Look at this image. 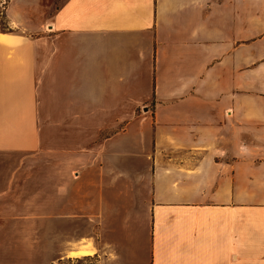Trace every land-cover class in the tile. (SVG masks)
<instances>
[{"label":"crops","instance_id":"obj_1","mask_svg":"<svg viewBox=\"0 0 264 264\" xmlns=\"http://www.w3.org/2000/svg\"><path fill=\"white\" fill-rule=\"evenodd\" d=\"M29 15L0 13V264H264V0Z\"/></svg>","mask_w":264,"mask_h":264},{"label":"rangeland","instance_id":"obj_2","mask_svg":"<svg viewBox=\"0 0 264 264\" xmlns=\"http://www.w3.org/2000/svg\"><path fill=\"white\" fill-rule=\"evenodd\" d=\"M8 0H0V13L2 15L1 20L4 22V24L6 25V21L5 18L3 16V10H4V6L6 5ZM29 1V10H30V15L28 17V20L30 22H36V21H41L43 19H48L51 14L53 13L54 9L58 6V4L62 1V0H27ZM46 155V154H45ZM23 158V157H21ZM48 156H44L42 154H38V155H30L29 156V164H42V163H48L49 160H47ZM20 163L22 162V160L20 161V157L18 155H14L11 154L10 156H7L6 159L3 161V163H7V164H16V163ZM5 175H1L0 174V178H5ZM39 239V238H36ZM74 263H82L84 262V259H73L72 260ZM87 261H95L92 258H88Z\"/></svg>","mask_w":264,"mask_h":264},{"label":"trees","instance_id":"obj_3","mask_svg":"<svg viewBox=\"0 0 264 264\" xmlns=\"http://www.w3.org/2000/svg\"><path fill=\"white\" fill-rule=\"evenodd\" d=\"M1 25H2V26H6L2 20H1Z\"/></svg>","mask_w":264,"mask_h":264}]
</instances>
